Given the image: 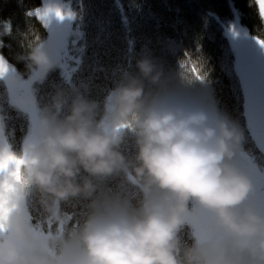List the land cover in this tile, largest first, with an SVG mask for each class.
Masks as SVG:
<instances>
[{
  "label": "clouds",
  "instance_id": "obj_1",
  "mask_svg": "<svg viewBox=\"0 0 264 264\" xmlns=\"http://www.w3.org/2000/svg\"><path fill=\"white\" fill-rule=\"evenodd\" d=\"M18 60L38 82L58 65L41 40L30 42ZM137 66L139 75L110 91L99 122L96 101L74 99L65 113L63 92L40 108L35 88L23 89L14 107L31 113L35 131L17 150L3 139L7 125L0 116V163L10 154L21 161L18 177L0 171L6 229L0 264H264V208L251 199L254 186L238 162L243 131L196 102L193 69L183 68L177 80L149 58ZM4 79L19 86L24 76L8 67ZM129 134L134 161L120 151ZM125 170L140 187L136 205H95L78 228L63 234L37 226L59 204L92 197V177ZM36 192L41 211L29 220Z\"/></svg>",
  "mask_w": 264,
  "mask_h": 264
},
{
  "label": "trees",
  "instance_id": "obj_2",
  "mask_svg": "<svg viewBox=\"0 0 264 264\" xmlns=\"http://www.w3.org/2000/svg\"><path fill=\"white\" fill-rule=\"evenodd\" d=\"M44 0H0V54L13 71L23 74L27 82L32 74L18 60L33 40L43 41L50 52V27L35 15L44 8ZM74 14L69 41L54 53L57 67L42 81L34 84L40 108L51 105L53 97L63 92L64 112L72 101L85 98L96 101L95 118L104 117V102L110 91L128 75H139L138 61L151 59L165 73L177 80L182 69L191 71L195 64L204 80L194 88L196 102L212 108L234 122L247 134L246 88L237 70L235 53L227 32L237 25L249 41L264 40V19L255 0H63ZM186 54L190 57L186 59ZM183 65H186L183 67ZM33 79V78H32ZM151 88L150 85H148ZM8 80H0V116L7 125L6 139L17 150L31 134L29 112H18L14 105L17 93ZM38 111V110H37ZM54 111V110H53ZM120 151L135 160V138L129 134ZM253 152L255 164L264 168V153ZM87 177L83 173L81 180ZM95 194L71 198L57 206L78 228L95 205L115 200L136 205L140 187L130 170L107 178L92 177ZM34 193L31 205H40ZM95 202V203H93Z\"/></svg>",
  "mask_w": 264,
  "mask_h": 264
},
{
  "label": "flooded vegetation",
  "instance_id": "obj_3",
  "mask_svg": "<svg viewBox=\"0 0 264 264\" xmlns=\"http://www.w3.org/2000/svg\"><path fill=\"white\" fill-rule=\"evenodd\" d=\"M250 44L248 40L244 42L240 50H246L245 53H242L243 60L246 61L247 58L244 54H250ZM261 62L255 64L253 60V56L248 57L250 59L246 66H242L240 71V74L242 76V80H254L258 81V83L264 85V78H259L258 74L262 72L264 68V46L261 51ZM260 80V81H259ZM244 85V82H243ZM247 100V99H246ZM252 106V107H251ZM247 117L248 124L246 126L247 128V134L245 136V141L243 144L242 150L238 154V160L243 159L244 161L251 163L257 167V170L259 173L255 174L254 177L251 180L254 191L251 194V199L253 202H255L258 206L264 208V179H262V176H264V168H262L259 165H256L252 160H255L253 152L250 151L252 148H258L261 152L264 153V108L262 107V101L258 100L257 102L254 101L253 104L248 103L247 101V109L245 113ZM250 115V118H249ZM31 212L33 215H31V219L33 216L40 213L41 209L39 208V205H31L29 204ZM58 210V209H57ZM52 216H48L44 219H37L36 223L38 227L41 228H47L49 234L51 235L53 231L63 234L65 230L62 229V226L64 223L57 222L56 224L54 221L51 220ZM75 226L72 222L71 227ZM68 230V229H67Z\"/></svg>",
  "mask_w": 264,
  "mask_h": 264
},
{
  "label": "rangeland",
  "instance_id": "obj_4",
  "mask_svg": "<svg viewBox=\"0 0 264 264\" xmlns=\"http://www.w3.org/2000/svg\"><path fill=\"white\" fill-rule=\"evenodd\" d=\"M44 8L50 7L52 5H55L63 10L65 13L64 19H59L54 14L49 17V19L46 21L50 27L51 32V45L53 46V52H51L53 55L56 51H60L64 46H66V42L69 41V33L73 31L74 28V14L70 12V9H68L67 3L64 4L63 0H44ZM69 13L71 15L69 16ZM228 37L230 38L231 42L236 46L240 45V37H244L245 34L242 32V28L238 25L237 28L233 32H227ZM245 40H248V38L245 36ZM250 43H254V41H249ZM259 78H264V68L260 74H258ZM244 79V78H242ZM244 82L245 87L247 88V96L246 99L248 103L253 104L254 101H262V107L264 108V85L258 83V81H254L252 79L250 80H242ZM260 81V80H259ZM38 83L35 78L29 79L27 82L21 83L19 86H15V89L18 91H21L23 89H30L32 87H35ZM36 92L39 90V88H35ZM252 107V106H251ZM31 118V113H30ZM250 118V115H249ZM34 128L31 130V134H34ZM55 214L52 216L51 220L54 221L56 224L57 222L64 223L62 226L63 230H67L69 227H71V220L63 213L59 212L57 210V207L54 210ZM51 217V216H50Z\"/></svg>",
  "mask_w": 264,
  "mask_h": 264
},
{
  "label": "snow or ice",
  "instance_id": "obj_5",
  "mask_svg": "<svg viewBox=\"0 0 264 264\" xmlns=\"http://www.w3.org/2000/svg\"><path fill=\"white\" fill-rule=\"evenodd\" d=\"M255 3L258 7V11L260 14L261 19H264V0H255ZM55 15L59 19H64L65 18V13L63 12L62 9L56 8L55 10L51 9L50 7H46L43 9H36L34 12H30L29 15H35L37 19L41 21H47L50 16ZM71 13H69V16ZM262 46H264V40L259 41ZM186 59H189L190 57L188 54H186ZM186 65H183V67ZM8 64L7 61L5 60L4 56L0 54V75H2L4 72L8 70ZM191 69L194 70V75L196 76V79L198 80H204L205 76L201 75L200 71L197 69L195 64L191 65ZM0 142L2 141V138H0ZM21 161L15 157L14 155H9L6 158L5 163H0V171L5 170L6 168L9 170L11 175L17 176L18 177V171H19V164ZM13 169H15L13 171ZM262 179H264V176H262ZM29 220H31V217L29 216ZM6 231L4 223H3V217L0 216V233H3ZM43 234V233H42Z\"/></svg>",
  "mask_w": 264,
  "mask_h": 264
},
{
  "label": "water",
  "instance_id": "obj_6",
  "mask_svg": "<svg viewBox=\"0 0 264 264\" xmlns=\"http://www.w3.org/2000/svg\"><path fill=\"white\" fill-rule=\"evenodd\" d=\"M250 48H251V49H249L250 54H244L245 57L247 58L246 61L243 60V57L241 55L242 53H245L246 50H242L241 53L238 54V59H239L241 64H244V65L247 64L248 61L250 60V59H248V57H251V56H253V60H254L255 64H257L261 61V56H260L261 46L257 45V46L250 47ZM3 139L6 142H8L6 137H4ZM238 162L245 169V171L249 175L250 179H252L255 174L259 173L257 170V167L255 165L248 163V162L244 161L243 159H239Z\"/></svg>",
  "mask_w": 264,
  "mask_h": 264
},
{
  "label": "bare ground",
  "instance_id": "obj_7",
  "mask_svg": "<svg viewBox=\"0 0 264 264\" xmlns=\"http://www.w3.org/2000/svg\"><path fill=\"white\" fill-rule=\"evenodd\" d=\"M238 26V25H237ZM240 26V25H239ZM241 27V26H240ZM237 28V27H236ZM242 28V27H241ZM242 32H243V34H245V31L242 29ZM231 41V40H230ZM244 42H246V40H245V35H244V37H240V45L239 46H236L235 47V45L231 42V44H232V49H233V51H234V53H235V60H236V63H237V67H238V71L241 69V67L242 66H246V64L244 65V64H241L240 63V61H239V59H238V54L239 53H241V51H242V49L240 50V47H241V45L244 43ZM250 43V42H249ZM250 44H253V45H250V47H254V46H257V45H259V46H261V50H260V55H261V51H262V48H263V46L261 45V43L260 42H255L254 41V43H250ZM251 49V48H250ZM261 62V61H260ZM259 62V63H260ZM240 72V71H239ZM240 75V77H241V81H242V76H241V74H239ZM242 84H243V81H242ZM245 86V85H244ZM246 88V87H245ZM246 90H247V88H246ZM246 96H247V92H246ZM246 119H247V117H246ZM247 121V120H246ZM247 124H248V121H247ZM257 165V164H256Z\"/></svg>",
  "mask_w": 264,
  "mask_h": 264
}]
</instances>
